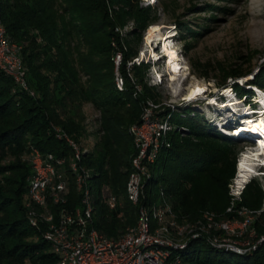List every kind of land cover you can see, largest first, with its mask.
I'll use <instances>...</instances> for the list:
<instances>
[{
  "label": "trees",
  "instance_id": "1",
  "mask_svg": "<svg viewBox=\"0 0 264 264\" xmlns=\"http://www.w3.org/2000/svg\"><path fill=\"white\" fill-rule=\"evenodd\" d=\"M0 15L10 37L22 45L28 84L36 92L31 94L0 69V264H53L57 254L43 234L46 221L40 219L36 226L30 220L32 206L45 210L31 200L30 181L35 172L30 152L39 148L67 158V200L50 201V209L56 212L80 204L68 165L74 149L56 127L79 142L81 135L91 133L83 106L92 103L97 112V139L91 148L82 146L87 149L81 163L91 169L93 223L118 238L136 222L138 206L126 195L135 151L130 126L143 120L146 99L160 102L162 94L145 79L149 60L135 58L144 30L158 20L157 9L141 0H0ZM130 20L135 25L123 34L121 28ZM118 52L123 87L116 81ZM252 58V53L239 52L233 60L203 62L200 73L209 76L215 70L219 83L226 85L229 78L239 79L253 70ZM248 81L264 91V70ZM136 84L142 85L140 92ZM233 86L241 97L252 101L254 91L237 81ZM172 120L186 128L171 132V143L161 149L152 167L142 202L157 201L162 186L180 214L193 218L207 208L225 212L231 200L228 184L237 171L239 138L203 121L198 111L174 109ZM103 185L118 195L116 207L104 199ZM241 203L251 208L264 205L259 177L246 184ZM254 226L258 236L264 234V210ZM218 251L240 258L220 257ZM184 255L185 264H264V240L252 252L240 253L196 239Z\"/></svg>",
  "mask_w": 264,
  "mask_h": 264
},
{
  "label": "built area",
  "instance_id": "2",
  "mask_svg": "<svg viewBox=\"0 0 264 264\" xmlns=\"http://www.w3.org/2000/svg\"><path fill=\"white\" fill-rule=\"evenodd\" d=\"M21 50L22 45L10 37L0 15V69L12 76L22 88L35 94V90L28 84L27 68ZM141 57L135 59H145L142 55ZM120 60L121 52H118L117 67ZM117 84L119 87L124 85L120 72L117 75ZM227 87L234 88L233 85ZM136 88V92H140L142 85L136 84ZM162 104V101L156 102L150 97L147 98L142 113L143 120L130 126L135 151L131 156L126 195L138 206L137 219L118 238L106 235L93 223L96 207L91 169L81 163L87 148H83L67 131L56 127L58 135L63 136L74 149L68 165L80 193V204L60 208L56 212L50 209L49 202H65L70 188L69 177L64 172L67 158L54 152H43L39 148L32 149L29 158L35 173L30 181L31 200L45 210L32 206L30 220L36 226L40 225V219L46 221L43 234L57 254L53 264H185L184 251L196 239L206 240L220 249L240 253L252 252L264 240V234L258 236L254 226L257 216L264 210V205L261 208H251L241 203L245 186L254 177L260 178L264 192L262 160H256L258 171L251 173L241 189L236 184L241 159L248 150L256 148V141L259 139H248L251 143L239 152L237 171L229 182L231 200L225 212L207 208L193 218L180 214L169 201L162 186L157 201L142 202L146 195L145 185L153 174L152 167L161 149L171 143V132L176 128H186L173 122L174 109L170 106H166L165 111L161 112ZM232 129L236 131V128ZM239 134L242 133H235L237 136ZM101 190L108 205L116 207L119 197L113 189L109 185H103Z\"/></svg>",
  "mask_w": 264,
  "mask_h": 264
},
{
  "label": "rangeland",
  "instance_id": "3",
  "mask_svg": "<svg viewBox=\"0 0 264 264\" xmlns=\"http://www.w3.org/2000/svg\"><path fill=\"white\" fill-rule=\"evenodd\" d=\"M141 3L151 4L157 9L158 20L153 24L164 26L162 32H172L171 43L179 52L184 66L182 71L185 73H182L180 78L176 80L169 78L166 56H161V43L158 40L152 43L146 41L149 25L143 32L139 56L142 58V55L146 61L150 59L145 79L149 84H155L162 94L163 106L160 110L170 106L177 111L184 109H190L192 113L198 111L203 121L213 123L222 132L230 134L228 131L231 130L225 127L239 125L243 118L240 114L251 111L252 103L249 96L241 97L235 88L227 86L234 85L237 81L254 91L253 99L261 92L259 88L251 87L248 80L264 70V0H141ZM134 23L130 20L121 28V32L126 34ZM149 49H153L159 57L155 58ZM239 52L253 55L251 60L253 70L248 75L239 79L229 78L228 83L222 85L215 74L217 71L212 70L209 76L200 73L203 71L199 67L201 63L211 61L218 64L220 61L233 60ZM115 73L117 81L119 74L117 66ZM192 80L204 83L206 89L190 99L184 98ZM232 101L238 102L236 103L238 110L234 111L230 106H226L228 110H223L224 106L221 105ZM83 110L86 115L85 123L91 133L81 135L79 142L82 146L91 148L97 139L94 133L97 112L90 102L84 104ZM219 119L226 124L222 125ZM236 122L239 124L235 125ZM239 140V152L251 143L245 138L240 137ZM255 166V170L258 171L259 165ZM217 254L234 260L240 258V255L231 252L218 251Z\"/></svg>",
  "mask_w": 264,
  "mask_h": 264
},
{
  "label": "bare ground",
  "instance_id": "4",
  "mask_svg": "<svg viewBox=\"0 0 264 264\" xmlns=\"http://www.w3.org/2000/svg\"><path fill=\"white\" fill-rule=\"evenodd\" d=\"M163 27L164 26H161L159 24H151L148 28L146 41L147 43H152V41L158 40L161 43V48L164 52L163 54L166 56V68L170 74L169 78L172 80H176L180 78V75L182 73H185L183 72L184 70L182 71L184 66L182 65V59L179 55V52L171 43L170 37L172 35V32H162ZM149 51L154 57H159L158 53L154 52L153 49H149ZM205 89L206 86L204 83L194 80L188 86L186 96L184 98L190 99L197 94H201ZM260 91L261 92H258V98L261 101L260 108L258 110L252 109L248 112L245 111L246 113L240 114V116H242L243 118H241L242 120L240 124L238 122L239 125L233 127L236 128V131H228L229 133L234 134H248L252 136L254 138L253 140L255 141L259 139V141H256V148H254L253 150H248L244 157L241 159L238 168L239 172L236 178V184L238 189H241L243 187V185L247 182V179L251 176L252 172H256L255 164L257 162V159L262 160V163L264 164V91ZM226 92H228V90H226ZM236 103L238 102L232 101L231 103L223 104L221 106H224L223 110H228L226 106H230L232 110L237 111L238 107ZM256 111H259V114H256ZM219 122L222 123V125L226 124L220 119ZM242 134H239V136Z\"/></svg>",
  "mask_w": 264,
  "mask_h": 264
},
{
  "label": "clouds",
  "instance_id": "5",
  "mask_svg": "<svg viewBox=\"0 0 264 264\" xmlns=\"http://www.w3.org/2000/svg\"><path fill=\"white\" fill-rule=\"evenodd\" d=\"M236 136H237V135H236ZM237 137H239V138H240V137H241V138H244V137H243V136H241V135H240V136H237ZM245 139H247V138H245Z\"/></svg>",
  "mask_w": 264,
  "mask_h": 264
}]
</instances>
